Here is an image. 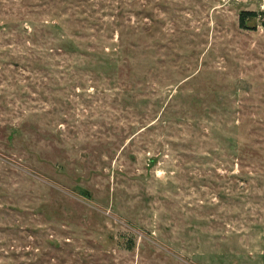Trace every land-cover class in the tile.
Listing matches in <instances>:
<instances>
[{"label": "rangeland", "instance_id": "1", "mask_svg": "<svg viewBox=\"0 0 264 264\" xmlns=\"http://www.w3.org/2000/svg\"><path fill=\"white\" fill-rule=\"evenodd\" d=\"M0 264H264V0H0Z\"/></svg>", "mask_w": 264, "mask_h": 264}, {"label": "trees", "instance_id": "2", "mask_svg": "<svg viewBox=\"0 0 264 264\" xmlns=\"http://www.w3.org/2000/svg\"><path fill=\"white\" fill-rule=\"evenodd\" d=\"M256 17V12L255 11H253V10H242V11H240V13H239V23H240V26L241 27H245V22L247 21V20H250V19H252V18H255ZM109 25V24H108ZM116 25H121L120 23L119 24H116V23H114V24H112V26H116ZM70 43H71V40L70 39H66V40H64L61 44H62V46L64 47L63 49H62V51H63V56H67L66 54L67 53H70V52H74L75 50H76V47H69V45H70ZM51 50V49H50ZM121 53H122V51L121 50H117L116 49V53H112V54H114V55H116V58L118 59V58H121ZM57 54V53H56ZM108 54H109V52H108ZM105 55H107V54H105ZM52 57L53 56H55V54H52L51 55ZM109 61V60H108ZM102 63V62H101ZM100 63V64H101ZM81 64H84V62H69L68 60H66L65 59V65L63 66L64 68H67V69H72V68H74L76 65H78V66H80ZM99 64V65H100Z\"/></svg>", "mask_w": 264, "mask_h": 264}]
</instances>
